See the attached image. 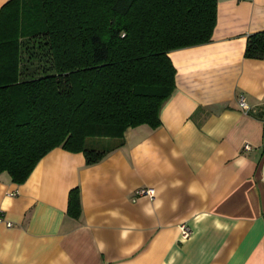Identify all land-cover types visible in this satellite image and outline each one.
I'll return each mask as SVG.
<instances>
[{
	"label": "crops",
	"instance_id": "obj_1",
	"mask_svg": "<svg viewBox=\"0 0 264 264\" xmlns=\"http://www.w3.org/2000/svg\"><path fill=\"white\" fill-rule=\"evenodd\" d=\"M262 30L264 0H217L211 40L168 53L157 128L91 165L55 147L21 184L0 173V264H264V58L244 57Z\"/></svg>",
	"mask_w": 264,
	"mask_h": 264
},
{
	"label": "trees",
	"instance_id": "obj_2",
	"mask_svg": "<svg viewBox=\"0 0 264 264\" xmlns=\"http://www.w3.org/2000/svg\"><path fill=\"white\" fill-rule=\"evenodd\" d=\"M217 0H8L0 7V173L23 183L51 149L86 165L157 128L175 88L168 53L211 40ZM245 58H264V30ZM66 213L81 214L77 187Z\"/></svg>",
	"mask_w": 264,
	"mask_h": 264
},
{
	"label": "built area",
	"instance_id": "obj_3",
	"mask_svg": "<svg viewBox=\"0 0 264 264\" xmlns=\"http://www.w3.org/2000/svg\"><path fill=\"white\" fill-rule=\"evenodd\" d=\"M238 104L244 111L247 110V105L245 103V100H244L243 96H239ZM244 148L245 149H249V145H245ZM138 193L139 194H146L149 197H152L154 195L153 190L152 189H148V188L147 189H141ZM2 216L3 215H2V213L0 211V222L4 221ZM6 226L10 227L11 226L10 222H6ZM179 230H180V236H181L182 239H187L190 236V234H191V230H190L189 226H187L185 224L179 225Z\"/></svg>",
	"mask_w": 264,
	"mask_h": 264
}]
</instances>
